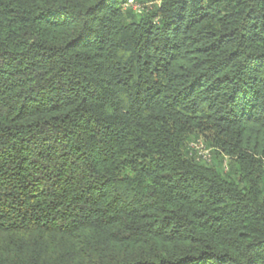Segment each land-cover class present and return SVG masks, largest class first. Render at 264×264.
Instances as JSON below:
<instances>
[{
    "label": "trees",
    "instance_id": "1",
    "mask_svg": "<svg viewBox=\"0 0 264 264\" xmlns=\"http://www.w3.org/2000/svg\"><path fill=\"white\" fill-rule=\"evenodd\" d=\"M0 264H264V0H0Z\"/></svg>",
    "mask_w": 264,
    "mask_h": 264
},
{
    "label": "rangeland",
    "instance_id": "2",
    "mask_svg": "<svg viewBox=\"0 0 264 264\" xmlns=\"http://www.w3.org/2000/svg\"><path fill=\"white\" fill-rule=\"evenodd\" d=\"M156 2L160 3L161 0H156ZM187 65H188V63H187ZM253 127H254V124H252V123L249 124L248 123V125L244 129H247L246 132H247V134H249L250 131L254 129ZM212 135H213L212 132H210L209 130L205 129L202 133L200 132V137L197 140L194 141L193 147L197 151H199V153L201 155H203V156L208 155V153H209V150H207L205 148V145H206V141L209 138H212Z\"/></svg>",
    "mask_w": 264,
    "mask_h": 264
}]
</instances>
